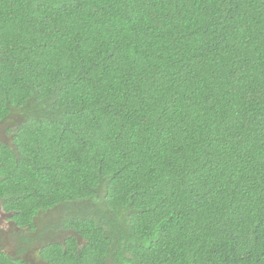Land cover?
Segmentation results:
<instances>
[{
    "label": "trees",
    "instance_id": "trees-1",
    "mask_svg": "<svg viewBox=\"0 0 264 264\" xmlns=\"http://www.w3.org/2000/svg\"><path fill=\"white\" fill-rule=\"evenodd\" d=\"M0 125L37 264H264V0H0Z\"/></svg>",
    "mask_w": 264,
    "mask_h": 264
},
{
    "label": "rangeland",
    "instance_id": "rangeland-1",
    "mask_svg": "<svg viewBox=\"0 0 264 264\" xmlns=\"http://www.w3.org/2000/svg\"><path fill=\"white\" fill-rule=\"evenodd\" d=\"M7 140V137L5 135V131H4V126L0 125V143L4 142ZM59 211L52 213V212H48L46 215L42 214L40 219H38L35 222V226L39 229L40 227H43V225H45L46 223L53 221L52 225L56 224L59 218ZM25 234V236L28 235V237L34 238L33 241L30 242V244L33 242V244H29L28 246L25 247L26 249H28L27 252L24 253H16L18 251V245L20 244L21 240L18 239V236L20 234ZM67 233H64V231H50L48 232L40 241H36L35 237H36V231L35 232H29L26 229H20V230H11V232L9 233V237H7L8 235L2 237L3 238V242L1 243V246L5 247V253L9 254L10 256L14 255V256H19L23 259H30L31 264H37L36 261L38 260L37 257V251L40 249V247L42 246V244L44 243H50V242H61L63 241L64 237L67 236ZM33 253V254H31ZM31 254V255H29Z\"/></svg>",
    "mask_w": 264,
    "mask_h": 264
},
{
    "label": "flooded vegetation",
    "instance_id": "flooded-vegetation-1",
    "mask_svg": "<svg viewBox=\"0 0 264 264\" xmlns=\"http://www.w3.org/2000/svg\"><path fill=\"white\" fill-rule=\"evenodd\" d=\"M8 214H12V212H9L5 209L4 205L2 202H0V252L5 255V256H8L9 257V254L5 253V247L1 246V243L3 242V238L4 236L8 235L7 237H9V233L11 232V230H20V229H23L21 227H19L17 224H16V221L13 217V214H12V217L11 218H8V217H5V215H8Z\"/></svg>",
    "mask_w": 264,
    "mask_h": 264
},
{
    "label": "water",
    "instance_id": "water-1",
    "mask_svg": "<svg viewBox=\"0 0 264 264\" xmlns=\"http://www.w3.org/2000/svg\"><path fill=\"white\" fill-rule=\"evenodd\" d=\"M5 217L11 218L12 214L5 215Z\"/></svg>",
    "mask_w": 264,
    "mask_h": 264
},
{
    "label": "clouds",
    "instance_id": "clouds-1",
    "mask_svg": "<svg viewBox=\"0 0 264 264\" xmlns=\"http://www.w3.org/2000/svg\"><path fill=\"white\" fill-rule=\"evenodd\" d=\"M14 216V215H13Z\"/></svg>",
    "mask_w": 264,
    "mask_h": 264
}]
</instances>
